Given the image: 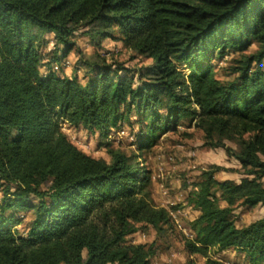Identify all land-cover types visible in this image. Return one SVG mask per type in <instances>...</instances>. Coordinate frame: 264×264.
Listing matches in <instances>:
<instances>
[{
    "label": "trees",
    "instance_id": "16d2710c",
    "mask_svg": "<svg viewBox=\"0 0 264 264\" xmlns=\"http://www.w3.org/2000/svg\"><path fill=\"white\" fill-rule=\"evenodd\" d=\"M79 30L151 64L136 82L98 55L82 64L81 80L57 76L51 65L74 49ZM45 34L53 49L42 75ZM227 50L239 58L229 68L234 78L221 81L211 55ZM132 117L137 154L106 142L107 162L82 153L59 128L62 120L106 141ZM182 121L204 147L236 160L242 175L217 182L219 168L201 172L187 197L197 217L182 238L186 255L224 264L208 250L234 249L264 264V216L241 227L233 216L264 204V0H0V264H149L154 243L126 237L140 227L166 236L175 208L151 203L140 154ZM23 213L30 218L18 230Z\"/></svg>",
    "mask_w": 264,
    "mask_h": 264
},
{
    "label": "rangeland",
    "instance_id": "374dc122",
    "mask_svg": "<svg viewBox=\"0 0 264 264\" xmlns=\"http://www.w3.org/2000/svg\"><path fill=\"white\" fill-rule=\"evenodd\" d=\"M84 32V30H79L72 35L71 39L75 43L74 49L59 64L51 65L52 73L68 78L76 76L81 80L85 75V68L82 64L98 55L108 63L117 62L125 70L131 71L136 82L138 70L151 64V60L123 48L117 41L104 40L96 45ZM43 38L45 43L40 49V54L43 57L44 66L40 68V73L45 75L48 73L45 64L53 49V35L45 34ZM254 50L255 45H251L245 53L249 54ZM238 58L239 53L232 50H227L222 55L212 54L210 66L214 77L221 81L232 80L234 77L229 74V68ZM131 120L134 121V117ZM186 125L187 122L182 121L175 132L159 135L154 145L140 154L142 166L148 171V191L151 203L168 210L175 208L171 211L174 226L172 232L166 236L159 237L151 228L140 227L136 233L126 237V241L132 244L154 243L156 254L150 259L149 264H188L190 262L203 264L205 259L201 256L188 257L182 244L183 237L190 238L188 227L197 217V211L187 203L188 194L193 190L192 185L201 180L202 171L213 167L219 168L213 175L217 182L237 183L242 177L236 160L227 157L221 148L204 147L202 134L193 128H186ZM59 128L72 145L94 159H102L106 162L109 160L106 153V142L127 155L137 154L134 135L137 132L135 121L132 125L126 122L119 123L115 129L111 130L106 141L98 135H89L81 128H73L62 120L59 121ZM224 144L236 149L232 142L225 141ZM262 184L264 186V178ZM2 189L0 186V199L3 195ZM233 216L235 226L247 225L264 216V204L251 209L236 208ZM29 218L28 213L17 215L19 224H15L14 227L21 230L23 223ZM208 256L224 264H250L241 252L234 249L224 251L209 249Z\"/></svg>",
    "mask_w": 264,
    "mask_h": 264
}]
</instances>
